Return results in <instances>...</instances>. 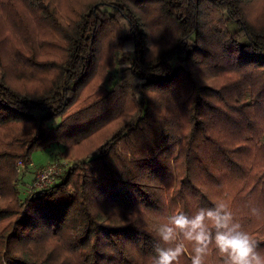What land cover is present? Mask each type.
Segmentation results:
<instances>
[{"label":"trees","instance_id":"1","mask_svg":"<svg viewBox=\"0 0 264 264\" xmlns=\"http://www.w3.org/2000/svg\"><path fill=\"white\" fill-rule=\"evenodd\" d=\"M34 23L59 52L27 56L45 72L30 87L0 77V264H152L160 211L193 201L226 204L264 255V22L243 0H0V49ZM117 65L126 81L104 88ZM53 144L74 162L22 200L19 164ZM98 196L159 223L116 224ZM223 259L210 245L205 264Z\"/></svg>","mask_w":264,"mask_h":264},{"label":"rangeland","instance_id":"2","mask_svg":"<svg viewBox=\"0 0 264 264\" xmlns=\"http://www.w3.org/2000/svg\"><path fill=\"white\" fill-rule=\"evenodd\" d=\"M245 8L247 9V15L250 20L264 22V0H243ZM66 0H58L60 8L64 9ZM34 32L27 30V33L12 27L14 31V37L7 44V48L1 47L0 49V77H4L6 80H10L13 85L17 88L30 87L33 84V80L39 78V76H44V71H36L31 63L26 60L29 55H32L36 60H44L47 58H52L56 56L57 51H49L41 46L38 42L39 34L42 31L39 28V23H34ZM133 51V45L127 44L124 47V52L131 53ZM59 52V51H58ZM122 66L117 65L112 72V80L110 82H104V88L111 89L116 82L124 81L123 75L121 74ZM212 76V75H211ZM213 79V77H212ZM209 75H207L206 80L209 82L212 80ZM126 81V80H125ZM214 85L215 80L213 79ZM97 82H91L89 85L90 93L93 92L94 88L97 86ZM140 100V99H139ZM36 118H40L42 113L40 111L34 112ZM61 122V118L49 121L47 126L50 128L57 127ZM111 124L107 125L108 128ZM65 153V146L62 144H53L52 146L45 148H37L31 153V164L29 166L20 163L19 164V179L17 183V188L20 191V197L22 200L25 199L31 193V191L39 190L41 182H38L39 175L42 174L43 170H53L50 175L51 180H55L63 174L67 168L74 162L71 156H67ZM174 166L173 162H170ZM176 182V177L174 174V169L168 180V184L173 185ZM47 183V182H46ZM43 186H46L43 184ZM41 189V188H40ZM193 201L194 211H197L200 206ZM97 205L100 209L107 210L110 214L112 221L120 225H135V226H147V225H157L159 223L157 218L152 217L153 213L144 208H138L134 211L124 210L118 205H112L107 209L106 200L102 196H98ZM178 212L175 207L169 206L166 203V207L160 211L165 221L167 217L173 213ZM159 213V212H158ZM187 242H185V247ZM40 250L47 252L53 249L55 252L64 250L63 243L57 241L52 237L44 238L40 243ZM64 258V257H63ZM66 260L71 261V258Z\"/></svg>","mask_w":264,"mask_h":264},{"label":"clouds","instance_id":"3","mask_svg":"<svg viewBox=\"0 0 264 264\" xmlns=\"http://www.w3.org/2000/svg\"><path fill=\"white\" fill-rule=\"evenodd\" d=\"M258 214V209L252 210ZM159 243L152 264H180L185 242L192 244L191 264H205L210 245L224 257L223 264H264L257 243L236 223L224 203L199 208L194 214L183 211L167 217L156 231Z\"/></svg>","mask_w":264,"mask_h":264},{"label":"built area","instance_id":"4","mask_svg":"<svg viewBox=\"0 0 264 264\" xmlns=\"http://www.w3.org/2000/svg\"><path fill=\"white\" fill-rule=\"evenodd\" d=\"M52 173H53V170H43L42 174L39 175V180H38V182H41V186H43V184L45 185L51 184L54 181V180H51L50 178V175Z\"/></svg>","mask_w":264,"mask_h":264}]
</instances>
